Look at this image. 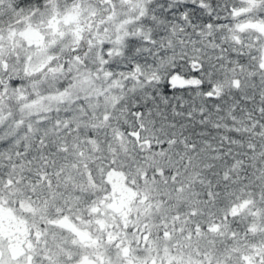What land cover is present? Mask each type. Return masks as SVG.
Listing matches in <instances>:
<instances>
[{
  "label": "snow or ice",
  "instance_id": "obj_1",
  "mask_svg": "<svg viewBox=\"0 0 264 264\" xmlns=\"http://www.w3.org/2000/svg\"><path fill=\"white\" fill-rule=\"evenodd\" d=\"M0 264H264V0H0Z\"/></svg>",
  "mask_w": 264,
  "mask_h": 264
}]
</instances>
